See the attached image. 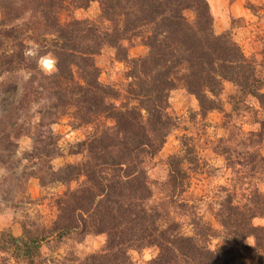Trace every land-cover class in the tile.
Listing matches in <instances>:
<instances>
[{
	"label": "trees",
	"instance_id": "1",
	"mask_svg": "<svg viewBox=\"0 0 264 264\" xmlns=\"http://www.w3.org/2000/svg\"><path fill=\"white\" fill-rule=\"evenodd\" d=\"M92 1L99 5L97 20L60 21L63 9L84 8ZM212 21L206 0H0V75L28 72L27 82L37 83L29 103L38 102L39 114L30 131L29 115L18 113L29 95L16 102L3 98L9 105L0 114V157H13L16 138L31 132L33 146L24 155L34 159L36 169L22 168L20 179L34 176L41 187L67 186L56 200L58 215L50 226L23 225L18 236L1 231L0 252L24 264H45L43 242L58 245L69 234L104 233L99 253L50 264H133L129 250L149 246L157 254L144 264H264V225L252 222L264 217L262 191L231 190L217 199L220 228L215 229L172 197L188 184L183 165L192 158L185 152L167 158L169 195L156 198L147 175L146 163L174 127L167 113L172 90L193 95L205 114L222 109L219 95L229 82L236 88L227 100L232 110L248 96L264 110V61L258 69L229 32H214ZM137 36L147 51L129 57L123 41ZM33 43L41 56L57 58V72L47 75L36 59L25 57ZM106 46L127 65L123 93L99 80L95 57ZM13 83L3 81L2 92L14 94ZM62 116L71 119L73 128L87 131L69 152L81 158L54 168L51 160L61 148L51 125ZM263 136L264 117L259 129L245 136L246 156L256 164L264 156L252 144H260ZM72 182L76 186L71 188ZM174 205L193 214L191 235L170 216ZM215 238L220 243L211 246Z\"/></svg>",
	"mask_w": 264,
	"mask_h": 264
},
{
	"label": "rangeland",
	"instance_id": "2",
	"mask_svg": "<svg viewBox=\"0 0 264 264\" xmlns=\"http://www.w3.org/2000/svg\"><path fill=\"white\" fill-rule=\"evenodd\" d=\"M206 1L212 16L214 32L216 34L229 32L244 55L253 61L258 69L261 68L264 61V0ZM189 13L190 11L186 12L187 15H190ZM98 16L99 5L92 1L84 8L63 9L60 12V21L66 23L72 18L97 20ZM102 25L105 26V22ZM123 44L127 48L129 57H139L147 51L138 36L123 41ZM95 62L99 68V80L104 84L113 85L123 93L129 80L124 75L127 65L115 59L114 49L103 47L95 57ZM39 68L41 69L40 65ZM27 78L28 72L24 71L13 75V78L0 75V114L5 113L9 105L3 101L4 97L8 102L14 99L16 102L20 95H29L26 100L28 105L21 106L18 113L29 115L30 131H33L39 115L38 102L30 104L29 101L35 97L34 89L37 83L36 80L29 83ZM7 79L16 84V92L12 95L2 92V82ZM235 89L231 83L224 82L223 90L219 95L222 109L205 114L199 111L193 95L182 88L172 90L168 98L167 113L172 116L174 127L166 136L156 156L146 163L153 194L156 198H160L170 193L167 183V158L184 152L191 157V162H185L183 165L187 175V187L183 192L174 193L172 197L176 204L186 203V209H191L194 213L199 212L202 220L215 229L220 228L215 216L217 199H222L232 192L247 194L253 188H258L264 193V162L256 164L252 161V163L250 161L252 157L249 159L246 156L247 145H245L248 143L245 136L259 129V121L264 117V110L250 96L237 105L236 111L232 110L227 100L228 95L234 93ZM26 116L24 118H27ZM70 122L69 117L62 116L51 125L53 132L58 136L57 145L61 148V154L51 160L54 168L81 158V154L69 152L76 149L75 143L84 138L87 129L73 128ZM15 141L17 147H14L16 149L14 156L9 159L6 156L0 157V232L10 231L18 236L22 233L23 225L40 229L42 226H50L56 220L58 215L56 200L67 186L53 184L41 187L34 176L20 179L22 168L36 169L34 159L24 155L28 151L17 156V149L22 143L31 141L33 146L32 133L22 132ZM252 145L264 156V136L260 144ZM227 146L230 150L226 149ZM226 156L231 157L230 160ZM75 186L76 183L72 182L69 187ZM169 209L170 216L182 225L183 233L191 235L190 221L193 219V214L176 205ZM252 222L255 225H264V217H256ZM105 239L104 233L69 234L58 245L43 242L41 257L45 259V264L61 260L74 263L77 259L83 260L87 254L99 253ZM246 242L252 244L253 239L248 237ZM219 243V238L211 240V246ZM156 254L155 246L129 250L133 264H144ZM0 264L24 263L16 261L7 253L0 252Z\"/></svg>",
	"mask_w": 264,
	"mask_h": 264
},
{
	"label": "clouds",
	"instance_id": "3",
	"mask_svg": "<svg viewBox=\"0 0 264 264\" xmlns=\"http://www.w3.org/2000/svg\"><path fill=\"white\" fill-rule=\"evenodd\" d=\"M24 55L26 58L36 59L41 67V70L47 75H52L58 71L57 58L52 55L41 56L39 54V45L36 43H33L29 48H27L24 52ZM31 149H32L31 141L22 143L20 147L17 149V156H21L25 151H31Z\"/></svg>",
	"mask_w": 264,
	"mask_h": 264
}]
</instances>
